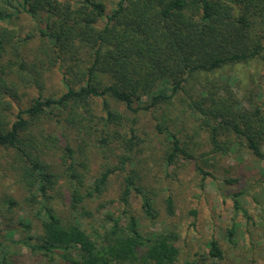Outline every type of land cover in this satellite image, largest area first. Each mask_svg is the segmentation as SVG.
<instances>
[{"label": "trees", "instance_id": "trees-1", "mask_svg": "<svg viewBox=\"0 0 264 264\" xmlns=\"http://www.w3.org/2000/svg\"><path fill=\"white\" fill-rule=\"evenodd\" d=\"M21 14L37 23L41 42L32 52L11 43L12 32L1 23ZM253 59L264 61V0H117L110 11L104 0H0V147L15 151L12 167L41 219L36 235L13 241L46 256L58 254L68 264H177L182 249L177 225L147 235L130 208L136 194L151 219L177 211L175 195L168 191L159 202L135 165L137 118L127 112L165 110L155 125L169 141L163 150L168 167L194 161L206 177L209 171L200 160L239 146L264 159V104L240 97L223 73L216 75ZM55 68L65 91L45 96L46 73ZM32 86L38 95L22 108L21 98ZM178 95L196 116L197 133H207L210 152L203 157L172 126L169 113ZM13 102L19 109L12 119ZM46 127L51 129L47 134ZM59 129L66 138L59 167L70 185L67 217L52 204L61 178L54 160ZM68 130L85 139L78 155ZM89 138L118 159L102 163L91 185L90 156L82 149ZM119 172H124L122 209L107 212L109 225L91 233L78 219L92 214L84 201L103 194ZM5 202L9 209L17 204L12 197ZM235 206L241 207L236 199ZM20 218L19 224L31 228L30 218ZM5 225V233L0 229V264H15L3 240L6 234L13 238L17 229ZM234 235L230 228L232 243ZM207 244L212 264H219L225 257L221 243L213 236Z\"/></svg>", "mask_w": 264, "mask_h": 264}, {"label": "rangeland", "instance_id": "rangeland-1", "mask_svg": "<svg viewBox=\"0 0 264 264\" xmlns=\"http://www.w3.org/2000/svg\"><path fill=\"white\" fill-rule=\"evenodd\" d=\"M59 1L73 3L75 0ZM116 1L104 0L108 11ZM103 22H100L101 26ZM1 23L12 32L11 43L21 45V50L32 52L40 44L37 23L28 14H21L19 18L3 20ZM222 73L221 77L229 79L240 97H249L253 103L264 104V61L253 59L229 65L216 75ZM45 86V96H58L65 91L61 74L56 68L46 73ZM23 92L20 90V95ZM37 95L36 86L27 88L19 105L22 108L26 107L31 98ZM180 99H183V95L176 97L175 109H171L169 113L170 118L174 119L172 126L179 132L181 139L189 144L195 155L198 158L203 157V154L210 152L207 133L201 130L197 133L196 116L192 115ZM245 104L250 106L248 101ZM19 105L13 102L10 112L12 119L18 112ZM96 110L100 111L98 108ZM164 111L163 109L156 112L143 111L138 115L127 112L130 118L135 116L137 118L134 127L140 143L135 149L134 161L141 169L144 181L156 193L159 202L168 191L176 198L177 211L174 216L166 215L162 211L160 218L151 219L142 209L140 196L132 194L130 208L139 218L142 231L148 235L162 226L177 225L182 240L181 255L177 264H212L208 257L207 243L213 236L219 240L225 251V257L219 264H264V159L257 158L247 148L239 146L228 153L208 154L206 157L210 159L207 162L200 160L202 167L209 171L206 177L197 169L194 161L180 160L176 165L168 167L163 159V150L169 141L167 135L157 131L155 125ZM50 131L49 127L44 129L46 134ZM67 132L78 155L80 153L78 144L85 139L78 136L75 130ZM57 133L60 140L54 160L58 171L61 172V178L53 191L52 204L67 217L70 216L68 210L70 185L59 167V155L66 138L62 136L60 129ZM86 141L87 143H82V149L90 156L91 171L88 174V184L91 185L102 163L108 160L115 164L118 159L112 156L110 149L103 152L96 142L90 141V138ZM114 151L121 152V149L116 148ZM14 155V150L0 147V229L5 233L6 222L12 223L17 229L14 239L6 234L7 239L4 238L3 246L10 250V256L15 264H68L58 254L53 257L46 256L38 251L29 250L20 242H14L18 238L24 239L29 234L36 235L41 229V219L36 217L38 206L27 201L28 192L18 182L16 170L12 167ZM123 174L124 172H119L112 175L106 191L100 196L86 197L85 208L92 211V214H81L83 217L78 219L89 232L101 231L109 225L105 219L107 212L117 214L122 209L119 197ZM227 179L235 181L229 182ZM8 197L17 201L11 209L5 202ZM235 199L239 201L241 207L235 206ZM193 210H196V214L192 212ZM20 216L30 218L31 230L19 224ZM230 228L235 229L236 243L229 240Z\"/></svg>", "mask_w": 264, "mask_h": 264}]
</instances>
